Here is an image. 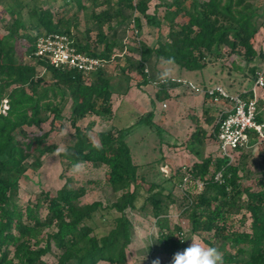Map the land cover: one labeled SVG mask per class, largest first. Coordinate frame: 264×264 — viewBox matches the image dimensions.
<instances>
[{
    "label": "trees",
    "instance_id": "trees-1",
    "mask_svg": "<svg viewBox=\"0 0 264 264\" xmlns=\"http://www.w3.org/2000/svg\"><path fill=\"white\" fill-rule=\"evenodd\" d=\"M75 1L77 10L72 15L64 14L60 8L34 6L28 22L22 17L14 18L3 26L4 33L0 32V106L4 100L8 103L6 114H0V264H46L44 258L54 254L55 264H127V250L132 243V222L127 211L146 210L148 206L159 228L156 242L172 261L174 254L188 245L181 226L169 225L162 198L169 200L174 186H180L186 174L203 183L201 190L193 191L191 187L189 191L186 212L190 232L212 234L211 238L220 243L218 250L223 264H264L263 148V168L252 183L238 164L240 151L230 162L219 155L203 156L194 149L196 145L205 146L207 139L206 131L197 122L188 145L199 161L185 171L179 169L180 174L163 179L162 183L154 179L157 176L153 164H147L151 180L141 177L142 165L135 162L124 139L132 127L99 131L94 139L91 132L95 121L85 128L77 125L79 119L90 116L102 120L113 116L112 77L103 70L85 76L76 69H58L46 59L33 56L39 37L63 33L73 37L79 52L109 63L116 48L123 49V38L119 35L122 26L133 25V30L140 32L145 19L159 30L163 21L168 27L167 37L152 46L140 41L139 62L126 58L123 72L135 66L144 83L157 81L161 79L155 77L157 65L168 63L169 58L173 61L169 64L180 70L202 72L223 57V48H228L229 54L237 55L249 69L250 74L239 67L246 76L251 75L248 89L239 93L249 99L253 97L251 87L256 80L254 63L264 58L255 47L261 23L253 0H157L159 4L153 13L150 4L154 0ZM159 7L164 8L162 19L158 16ZM80 11L89 14L97 30L95 41L89 38V27L85 42L75 38L73 32L79 29ZM39 67L44 69L43 74L39 73ZM146 67L149 73L145 72ZM168 86L164 84L159 89ZM69 101V121L77 139L69 149L71 152L61 156L71 167L77 163L104 167L105 184L117 195L116 201L110 206L100 201L82 203L86 188L65 185L54 196L43 193L23 207L13 205L29 167H40L41 158L58 149L50 140L51 131L39 135L26 128H41L46 115H52L53 122L61 121ZM192 120L197 121L194 117ZM257 120L264 122L262 100L258 103ZM207 121L213 124L215 119L209 117ZM218 131L217 120L216 139ZM148 181L149 187L144 190L142 183ZM104 210H113L118 215L111 230L99 236L90 222ZM241 212L242 220L249 221L250 230L239 233L232 227L234 215ZM204 241L214 247L210 239Z\"/></svg>",
    "mask_w": 264,
    "mask_h": 264
},
{
    "label": "rangeland",
    "instance_id": "rangeland-1",
    "mask_svg": "<svg viewBox=\"0 0 264 264\" xmlns=\"http://www.w3.org/2000/svg\"><path fill=\"white\" fill-rule=\"evenodd\" d=\"M253 2L258 7L261 23V28L255 40V47L264 54V0H253ZM158 4L159 1L157 0L150 4V13H153L155 5ZM34 6L51 9L60 8L67 15H72L77 10L75 0H0V32L4 33L3 26L14 18L22 17L28 22L29 12ZM163 14L164 8L159 7L158 16L160 19L163 18ZM88 15L86 11H80L79 29L73 32L76 39H82L84 42L88 39L86 34L88 27L91 28L89 36L91 41H95L97 35V30ZM164 23L162 21L163 25L158 30L143 19L142 29L138 32L139 34L135 31H139L138 29L133 30V25L129 26V28L121 27L119 35L123 38V49L116 48L109 63L101 69L106 76L112 77L114 92L116 89L121 90V86L124 87V83L118 84L124 76L130 72H136L135 66L126 70V72H123L122 68L127 64L126 58H131L136 63L139 62V42L143 41L145 44L152 46L159 39L167 37L168 27ZM123 30H125V33ZM32 33L35 34V32ZM222 51L223 57L221 59L211 63L202 72H186V77L195 82L196 80L205 81L208 86L218 83L230 93L246 91L249 84H251V75L246 76L243 70H239V67L245 68L244 62L237 55H230L228 48H223ZM254 64L257 67V71L263 70L264 58L257 59ZM38 70L40 74L44 73L42 67H39ZM245 71L250 74L249 69L245 68ZM88 82H92V79H88ZM116 97L115 100L117 99ZM137 99L138 104L133 109L126 110L124 105L120 108L116 106V110L111 117L112 120L111 118L102 120L97 116H90L85 119H79L77 125L85 128L90 121H95L91 135L96 139V133L99 131L107 130L110 127L124 129L131 124H136L131 130L126 131L124 139L131 149L135 162L142 165L139 175L150 179L147 164H153L157 176L154 179L160 183H162L163 179L180 174L179 169L182 168V171H185L186 167H190L194 162L200 160L194 151L188 150L187 147L190 149V145L186 147V143L191 136V134H186L187 129L182 130L183 134L174 143L165 124L159 128L151 121L152 117L146 116L145 119L142 117L154 109L159 112L161 103L156 102L153 106H150L148 104L145 105L140 98L137 97ZM210 102L214 106L221 104V102H213L211 100ZM172 105L169 102V108L163 111L168 114L172 109ZM221 114L222 112L220 111L217 116H214L216 121ZM70 115L71 103L69 101L61 121L53 122V116L46 115L41 128H26L30 133L39 135L51 131L50 140L58 145V149L62 150L44 155L41 158L40 167H29L26 176L20 182L19 194L13 199V205L23 207L30 201L35 202L43 193H50L54 196L65 185L71 188H79L81 186L86 188L87 194L83 197L82 203L100 201L104 206H110L116 201L117 195L105 184L106 169L104 167L81 163L80 169L76 171L69 166V161L61 156V153L71 152L69 149H71L77 139L75 130L69 121ZM183 122L180 120V123L183 124ZM197 122L192 120L194 124L193 132L196 130ZM184 124H186V121ZM207 130L210 135L207 137L205 149L197 145L194 149L200 150L203 156L212 155L216 157L219 154L218 142L213 135L212 128L207 126ZM240 153L237 156L239 157L238 164L245 169V173L249 174L250 180L254 183L255 177L259 175L263 168L262 147L252 146L240 151ZM149 184L150 181L142 183L144 190L148 189ZM167 194L168 192L166 191L165 195ZM188 195H190L189 191L182 190L177 184L174 186L169 200L166 197L162 198L163 205L167 206L169 225L172 227L181 226L188 246L193 238H196L197 242L202 245L209 246L204 241L205 238L210 239L212 245L219 249L220 243L216 239L211 238L212 234L194 235L190 232V223L186 212L189 201ZM242 214L243 212L234 215L233 231L241 233L250 230L249 221L242 220ZM117 215L113 210H104L97 213L90 224L95 227L97 235L103 236L111 230L113 220ZM127 215L132 222V243L127 250V264H171L169 255L163 252L162 247L156 242L159 228L156 224V219L153 217L151 206H148L146 210H129ZM44 260L46 264H55L57 258L54 254L46 256ZM98 264L109 263L99 262Z\"/></svg>",
    "mask_w": 264,
    "mask_h": 264
},
{
    "label": "built area",
    "instance_id": "built-area-1",
    "mask_svg": "<svg viewBox=\"0 0 264 264\" xmlns=\"http://www.w3.org/2000/svg\"><path fill=\"white\" fill-rule=\"evenodd\" d=\"M135 30V29H134ZM138 33L137 30H135ZM33 56L46 59L53 67L58 69H76L85 76L104 68L108 63L105 60L79 52L74 44L72 36L63 33H52L41 36L36 41ZM145 72L149 73L148 68ZM150 83L159 88L164 84H177L187 88L196 95L209 97L213 102L227 101V108L218 119L219 131L217 142L219 156L228 158L232 162L238 151L248 149L252 146L263 148L264 154V122L257 120L259 100L264 101V69L256 72V80L251 87L253 97L246 99L239 93H230L221 85L201 86L186 78H161L151 80ZM8 110L7 100L0 106V114H6ZM221 174L216 175L219 180ZM184 191H199L203 183L195 180L190 174L184 176L180 185Z\"/></svg>",
    "mask_w": 264,
    "mask_h": 264
},
{
    "label": "crops",
    "instance_id": "crops-1",
    "mask_svg": "<svg viewBox=\"0 0 264 264\" xmlns=\"http://www.w3.org/2000/svg\"><path fill=\"white\" fill-rule=\"evenodd\" d=\"M82 40V39H79ZM100 48V47H99ZM196 73V72H191ZM155 77L158 78H186V71L180 70L177 66L169 63L160 62L157 65V70L155 72ZM201 86H208L205 81L190 80ZM124 83V87L121 86V90H117L113 93L112 96V105H113V114L116 110V106L118 108L125 106L126 110L133 109L137 103L138 98L142 100V102L146 105L153 106L156 102L161 103V109L159 112H156L154 109L147 113V115L151 114L153 123L157 127L163 126L165 124L167 131L171 135L172 141L178 140L179 136L183 134L184 129H187L186 134H192L194 124L192 123V117L198 121V125L206 131L207 137L210 135L207 130V126L212 128L213 135L216 137L214 133V126L217 123L214 116H217L218 113L224 112L227 108H229V104L227 101H222L219 105H213L210 102L209 97L204 95H196L189 91L187 88L177 85V84H168L169 86L160 90L157 87H154L151 83H144L143 80L136 72L128 73L126 76L120 80L118 84ZM218 84V83H217ZM114 85V84H113ZM219 85V84H218ZM116 86V85H115ZM115 96H117L115 100ZM117 102V105H116ZM169 102L172 105L171 111L167 114L163 110L169 108ZM221 106V107H218ZM224 106V107H222ZM156 108V107H155ZM224 108V110H223ZM164 112V113H163ZM143 115V114H142ZM147 115L142 116L145 118ZM209 117H213L215 122L213 124H209L207 119ZM112 120V118H111ZM110 120V123H111ZM180 120L186 121V124L180 123ZM189 122V123H188ZM136 124H131L124 129L129 127H134ZM114 128V127H110ZM109 128V129H110ZM192 130V131H191ZM175 143V142H174ZM207 144V139H206ZM205 144V145H206ZM188 146V142L186 143V147ZM190 151L189 147H187ZM205 149V146H203Z\"/></svg>",
    "mask_w": 264,
    "mask_h": 264
},
{
    "label": "clouds",
    "instance_id": "clouds-1",
    "mask_svg": "<svg viewBox=\"0 0 264 264\" xmlns=\"http://www.w3.org/2000/svg\"><path fill=\"white\" fill-rule=\"evenodd\" d=\"M169 58L168 63H172ZM62 149H57L61 151ZM81 165H73V169L78 171ZM171 264H223L222 254L212 246L202 245L197 242L196 238L191 239L188 247L174 254Z\"/></svg>",
    "mask_w": 264,
    "mask_h": 264
}]
</instances>
